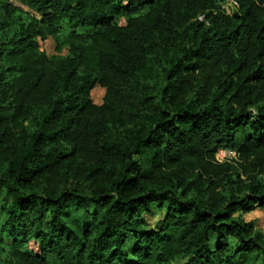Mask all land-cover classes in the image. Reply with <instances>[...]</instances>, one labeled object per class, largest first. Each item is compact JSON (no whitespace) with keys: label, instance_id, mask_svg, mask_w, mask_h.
<instances>
[{"label":"trees","instance_id":"16d2710c","mask_svg":"<svg viewBox=\"0 0 264 264\" xmlns=\"http://www.w3.org/2000/svg\"><path fill=\"white\" fill-rule=\"evenodd\" d=\"M14 1L0 264H264V0Z\"/></svg>","mask_w":264,"mask_h":264},{"label":"rangeland","instance_id":"374dc122","mask_svg":"<svg viewBox=\"0 0 264 264\" xmlns=\"http://www.w3.org/2000/svg\"><path fill=\"white\" fill-rule=\"evenodd\" d=\"M14 5L16 6H20L21 5L14 1V0H10ZM227 5V4H226ZM228 8H231V6H228ZM123 24V22H122ZM37 44L39 45V48L41 49V51L45 52L47 55L49 56H64L66 54L65 51L63 52H55L54 50V42L52 39H47L45 41H40L39 39L36 40ZM104 89L96 86L90 93V97L91 100L94 104H101L102 99L104 97ZM222 152V153H221ZM231 152V151H230ZM226 152L224 151H220L217 153L216 158L218 159V161H224L230 158H234V156H232L230 153L227 152V154H224ZM234 153V152H232ZM0 199H1V194H0ZM163 210L157 209V208H152L151 209V213L149 215H144L143 216V223L144 225L148 228V229H152V230H156L159 226V223L162 219L163 216ZM73 218H80L79 214H72ZM1 215H0V223H1ZM242 218L245 221H253L255 224V227L264 233V210H260V209H255L253 212L248 213V214H244L242 216ZM8 243L10 241H7ZM29 249L33 250V251H37V247L36 245L31 242L28 246ZM236 264H247L245 262V260L243 258H239L238 260H236Z\"/></svg>","mask_w":264,"mask_h":264},{"label":"built area","instance_id":"2783aa9c","mask_svg":"<svg viewBox=\"0 0 264 264\" xmlns=\"http://www.w3.org/2000/svg\"><path fill=\"white\" fill-rule=\"evenodd\" d=\"M228 6L236 7L237 4H236L235 2L228 1V2H227V5L225 4V5L223 6V7L227 10V12H229V10H228ZM224 152H226V153H224V154H227V152H228V153H230L232 156L235 157V153H232V152H230V151H224ZM221 153H222V152H221Z\"/></svg>","mask_w":264,"mask_h":264}]
</instances>
